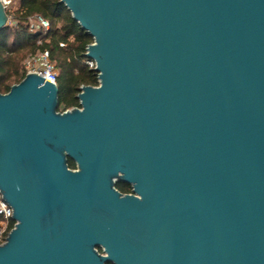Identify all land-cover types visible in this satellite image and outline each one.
<instances>
[{
  "label": "water",
  "instance_id": "95a60500",
  "mask_svg": "<svg viewBox=\"0 0 264 264\" xmlns=\"http://www.w3.org/2000/svg\"><path fill=\"white\" fill-rule=\"evenodd\" d=\"M61 1L99 85L0 92V264H264V0Z\"/></svg>",
  "mask_w": 264,
  "mask_h": 264
},
{
  "label": "trees",
  "instance_id": "16d2710c",
  "mask_svg": "<svg viewBox=\"0 0 264 264\" xmlns=\"http://www.w3.org/2000/svg\"><path fill=\"white\" fill-rule=\"evenodd\" d=\"M6 11L14 21L0 28V92L7 93L25 77L28 56L47 50L58 71V110L80 107V87L99 85L98 73L86 64L85 52L93 37L73 19L61 0H15L13 8ZM34 14L50 22L48 30L29 29L28 19ZM68 166L75 169L77 164L68 158ZM116 187L131 189L124 183Z\"/></svg>",
  "mask_w": 264,
  "mask_h": 264
},
{
  "label": "built area",
  "instance_id": "2783aa9c",
  "mask_svg": "<svg viewBox=\"0 0 264 264\" xmlns=\"http://www.w3.org/2000/svg\"><path fill=\"white\" fill-rule=\"evenodd\" d=\"M6 10L14 6V0H2ZM13 19L8 16V23H13ZM29 29L31 31L43 30L46 31L50 27V22L41 15L34 14L28 19ZM63 46L64 44L61 43ZM87 51V49H86ZM86 64L95 69L96 62L91 58L86 57ZM25 71L28 73H37L46 80L57 84L58 71L54 63L50 60V55L47 50L39 52L35 55H30L25 61ZM17 221L13 219V208L4 199L3 193L0 190V244H3L9 233L16 226Z\"/></svg>",
  "mask_w": 264,
  "mask_h": 264
},
{
  "label": "flooded vegetation",
  "instance_id": "af4514ba",
  "mask_svg": "<svg viewBox=\"0 0 264 264\" xmlns=\"http://www.w3.org/2000/svg\"><path fill=\"white\" fill-rule=\"evenodd\" d=\"M117 183H123V182L117 181L116 184H117ZM124 184H126V185H130V184H127V183H124ZM115 186H116V185H115ZM130 186H131V189H130L129 191H128V190H127V191H121V190L118 189L117 187H116V188H117L121 193H123V194H132V193H133V187H132V185H130Z\"/></svg>",
  "mask_w": 264,
  "mask_h": 264
},
{
  "label": "rangeland",
  "instance_id": "374dc122",
  "mask_svg": "<svg viewBox=\"0 0 264 264\" xmlns=\"http://www.w3.org/2000/svg\"><path fill=\"white\" fill-rule=\"evenodd\" d=\"M14 4H15V0H14Z\"/></svg>",
  "mask_w": 264,
  "mask_h": 264
}]
</instances>
